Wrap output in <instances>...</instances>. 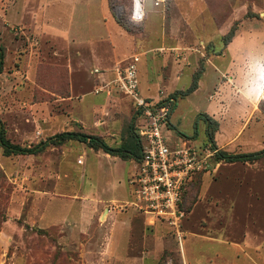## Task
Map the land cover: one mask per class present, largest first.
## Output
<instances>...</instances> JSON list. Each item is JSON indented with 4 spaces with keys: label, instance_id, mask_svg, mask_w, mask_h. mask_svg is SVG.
<instances>
[{
    "label": "rangeland",
    "instance_id": "rangeland-1",
    "mask_svg": "<svg viewBox=\"0 0 264 264\" xmlns=\"http://www.w3.org/2000/svg\"><path fill=\"white\" fill-rule=\"evenodd\" d=\"M142 2L143 16L136 19L135 0H0V120L11 143L32 147L73 131L118 148L129 128L135 130V106L117 91L97 93L103 83L96 70L113 68L114 75V68L127 62L115 58L137 55L188 58L190 84L171 94L160 89L163 100L186 91L199 73L200 81L214 60L217 77L211 71L208 90L185 101L186 112L195 104L210 105L211 95L219 107L220 123L213 131L214 141L218 133L222 141L220 150L241 154L264 149V97L249 107L244 100L246 85L251 87L257 73L253 69L264 64V0ZM229 58H237L233 70L227 68ZM259 58L262 63L255 66ZM206 133L200 124L193 145L208 142ZM131 160L76 140L50 144L36 155L6 156L0 146V264H102L101 255L91 253L96 244L88 242L82 225L89 219L100 225L106 206L114 212L130 210L119 206L132 192ZM217 161L215 173L202 174L188 188L181 242L165 223L148 220V228L158 226L179 251L189 240L202 249L209 246L185 231L225 240L215 244L220 264L235 263L232 253L222 255L232 243L239 245V258L264 264V157ZM179 251L166 250L161 262L178 264Z\"/></svg>",
    "mask_w": 264,
    "mask_h": 264
},
{
    "label": "crops",
    "instance_id": "crops-1",
    "mask_svg": "<svg viewBox=\"0 0 264 264\" xmlns=\"http://www.w3.org/2000/svg\"><path fill=\"white\" fill-rule=\"evenodd\" d=\"M115 59L116 61L123 59H127L128 61V58ZM223 59L226 60L227 58ZM236 59L237 58H229L227 62V68H229V70L234 69L231 67L236 63ZM187 60L188 58H184L182 61H176L171 58H141L138 65V78L139 88L142 95L148 100L157 102L162 99L159 95L160 89H164L167 94H171L177 90L186 89L188 84H190V80L187 84L188 79H190V75L193 73V68H191V65H188ZM261 60L262 58H259V61L255 63V66L262 63ZM233 67H235V65ZM239 67L241 66L239 65ZM112 69L103 70L102 73H98L100 74V83H107L113 77ZM253 70L257 73L252 77L251 87H247L246 85L244 90V100L248 103V107L249 105H252L253 101H257V99L262 100L261 97H264V75H260V73L264 72V64H260L259 67L254 68ZM211 71L214 73V76L217 77L219 69L214 60H211L210 64L206 66L205 72L199 81L198 88L191 95L176 100L172 99V111L169 118V130L167 133L173 139L180 136L194 144L199 125L202 124L205 133L208 130V121L205 119L206 115L220 123V118L218 119V115L215 114L219 107L217 104L211 103V95H208V102L210 105H207L206 107H200L195 104L193 110H190L191 112L188 113L186 112L187 108L183 106L185 101L189 103L192 101L191 96L198 94L202 89H205V91L208 90L206 88L208 83L207 85L205 84L207 77L212 73ZM211 75L212 74H210V76ZM257 81L260 82V84H258ZM218 135L215 144L217 148L220 149V142L222 141L218 139ZM206 141L207 139H205L202 145L206 143ZM133 163L134 169L136 170L135 162ZM134 173L135 171L131 173L130 177ZM82 196L85 199L88 197L86 194ZM130 199L131 193L124 202ZM105 202L107 201L101 199V203ZM127 209H130L127 213L122 211L114 212L106 206L102 214V222L100 225L90 219L83 222L82 228L89 237L88 242L94 243L93 241H95L96 244L93 248L90 247L91 253L101 255L102 264H172L169 260L161 262V255H163L166 250L179 251L177 247H175L174 241H171L170 236L158 229V226L154 230L149 229L147 223L149 219L147 217L141 213L142 216L135 214L133 208ZM70 222L71 221L69 220L68 223ZM56 223L65 224L64 221H58ZM185 233L190 237L207 242L209 246L206 248L208 250H206L197 245L193 246V243L190 240L187 241L186 246L179 251L181 254L179 255L180 262L178 264H220V262H218L221 256L219 250L220 247L216 246L217 248H215V244L219 245L226 242L225 240L214 237V235L198 234L192 231H185ZM99 241L100 243H98ZM231 247V249H223L222 255L226 256L227 253L229 255L232 253L235 257L234 264H237L238 260H240L241 264H252L246 257L239 258L237 256L238 252H236V250L239 249L237 243H232ZM169 254L171 255V253L168 252V255Z\"/></svg>",
    "mask_w": 264,
    "mask_h": 264
},
{
    "label": "built area",
    "instance_id": "built-area-1",
    "mask_svg": "<svg viewBox=\"0 0 264 264\" xmlns=\"http://www.w3.org/2000/svg\"><path fill=\"white\" fill-rule=\"evenodd\" d=\"M139 62L140 57L133 55L124 66H116L113 77L97 90L108 95L114 90L130 97L136 111L135 133L142 147L141 158L134 161L136 170L128 180L131 199L119 208H133L151 224H167L181 242V224L187 216L184 197L189 184L196 175L215 173L220 149L210 141L197 148L183 137L173 139L167 134L172 99L153 102L142 95Z\"/></svg>",
    "mask_w": 264,
    "mask_h": 264
},
{
    "label": "trees",
    "instance_id": "trees-1",
    "mask_svg": "<svg viewBox=\"0 0 264 264\" xmlns=\"http://www.w3.org/2000/svg\"><path fill=\"white\" fill-rule=\"evenodd\" d=\"M234 33L230 35L228 42L233 38ZM4 59V50L0 47V72L2 70ZM201 77L200 73L194 77L192 85L184 92L174 94L171 99L176 100L179 95L182 98L189 96L198 88V81ZM208 121L207 137L208 140L217 148L214 141V131L213 125L217 123L209 116H205ZM76 140L82 143H86L90 148L98 151L105 150L106 152L117 155L123 159H133L138 161L141 158V143L135 133L134 128H129L127 139L123 140L118 148H112L107 143H105L100 137L87 135L81 132H62L55 136L49 138L45 142H41L32 147H25L17 144L11 143L5 135V130L0 120V146L3 148L4 154L6 156L11 155H36L43 152L50 144H59L61 142ZM218 159L225 160L226 162H253L260 160L264 157V149L258 152L245 153V154H228L227 152L219 151ZM201 178V175L192 180L189 186L197 179ZM189 188V187H188ZM188 191V190H187ZM187 193V192H186ZM186 196V194H185ZM185 198V197H184ZM184 208V206H183Z\"/></svg>",
    "mask_w": 264,
    "mask_h": 264
},
{
    "label": "bare ground",
    "instance_id": "bare-ground-1",
    "mask_svg": "<svg viewBox=\"0 0 264 264\" xmlns=\"http://www.w3.org/2000/svg\"><path fill=\"white\" fill-rule=\"evenodd\" d=\"M141 1L142 0H135V4H134V10H133V17H135L136 19H139L143 16V12H144V9H143V2H142V5H141Z\"/></svg>",
    "mask_w": 264,
    "mask_h": 264
}]
</instances>
